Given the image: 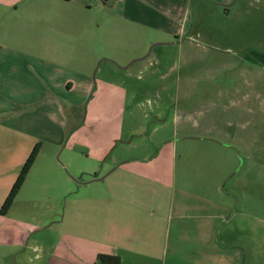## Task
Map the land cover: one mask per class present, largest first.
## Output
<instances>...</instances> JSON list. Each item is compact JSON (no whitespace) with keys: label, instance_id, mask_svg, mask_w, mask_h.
Segmentation results:
<instances>
[{"label":"rangeland","instance_id":"obj_1","mask_svg":"<svg viewBox=\"0 0 264 264\" xmlns=\"http://www.w3.org/2000/svg\"><path fill=\"white\" fill-rule=\"evenodd\" d=\"M36 1L37 12L33 16L47 12L46 18L50 20L55 14L68 21L76 7L80 13L70 21L81 22L79 31L69 23L61 22V28H53L40 21L16 29L11 20L5 21L1 16L0 47H19L16 51L3 48L0 59L12 56L13 62L16 58L23 60L22 65H46L41 55L56 49L58 64L66 63L72 69L70 75L76 69L88 72L91 85L81 89V102L73 107V114L69 111L68 130L61 144H52L54 136L45 141L40 164L53 161L58 167L62 165L60 175L50 165L28 175L11 214L20 216L27 210L36 217L43 212L33 221L48 220L50 231L57 232L69 199L90 189L85 190L83 184L106 175L103 163L108 167L118 157L125 158L124 151L126 155L154 154L171 140L177 145L179 176L185 162L201 161L207 172L211 169L216 174L213 179L222 182L224 192L232 193L235 199L240 197L239 205L234 200L236 215L218 228L219 241L244 247L248 259L252 254L258 259L263 257L264 0H170L171 5L169 0H136L155 9L156 15L154 11L146 15L143 5L124 9L129 0H71L69 4L61 2L70 0ZM185 14L189 16L183 20ZM165 16L171 21L170 28ZM147 18L154 27L135 21L146 23ZM29 33L31 38H24ZM23 41L28 55L21 54ZM38 42L43 47L41 52L36 49ZM160 42L164 43L159 45ZM46 46L50 48L46 50ZM5 68L11 70L12 64ZM28 70L35 73L34 69ZM28 72L19 75L27 79ZM100 78L115 85L114 91L100 90L98 98L89 105ZM29 82L32 80L22 81ZM119 82L127 87L121 114L117 106H109L115 101L119 103ZM19 92L25 93L22 88ZM22 108L26 113L29 110V117L35 120L43 110L46 115L43 102L33 101ZM9 119L8 114L0 112L1 188L11 180L13 170L23 162L28 149V141L22 142V137L13 133ZM3 133L11 134V138L2 137ZM11 139L20 140L19 144ZM217 142L237 150L232 152ZM101 152H109L112 158L99 161L97 155ZM248 162L256 164L247 169ZM224 170H232L233 175L224 180ZM18 172L15 171L16 177ZM114 177L115 174L109 180ZM96 183L92 182L102 185ZM88 192L90 196L91 189ZM37 195L44 198V203L28 208L26 201L37 199ZM250 213L252 218L247 216Z\"/></svg>","mask_w":264,"mask_h":264},{"label":"crops","instance_id":"obj_2","mask_svg":"<svg viewBox=\"0 0 264 264\" xmlns=\"http://www.w3.org/2000/svg\"><path fill=\"white\" fill-rule=\"evenodd\" d=\"M129 2L124 9H136L143 5L146 15H152V11L154 14L156 12L155 9L151 7L150 9L136 0ZM37 3L36 0H0V17H5V21L11 20L16 29L22 25L33 26L34 22L40 21L43 26L53 28L56 26L61 28L62 24L69 23L79 31L81 22L77 19L70 21L75 18L74 15L78 17L80 13L76 7H73L68 21L55 14L52 15L54 19L50 20L46 18L49 17L47 12H41L38 17L33 16L37 12ZM61 3L69 4L71 0ZM86 8L89 9L88 5ZM169 8L171 11V6ZM39 16L42 17V21ZM186 16L189 14H185L183 20ZM178 17L181 19L180 15ZM149 18L146 19L149 25L141 20L135 21L154 27ZM127 20L132 21L129 17ZM165 21L170 28V19L165 16ZM30 34L24 35V38H31ZM8 47L16 51L19 46L14 48L3 44L0 47V56L2 49ZM22 48L21 54L28 55L29 49L24 41ZM42 48L38 42L36 46L38 52H41ZM58 53L59 51L56 52L54 49L51 54L47 52L41 55V60H45L46 65L40 63L36 66L28 65L27 62L22 65L23 60L15 57L17 60L13 62L12 56H9V59H0V112L10 117L13 133L16 136L20 135L22 142L28 141L25 158L15 168L16 172L25 164L38 142L42 143L41 151L28 175L31 176L37 168L45 169L41 167L45 164H40L46 146L45 141L49 142L54 136L52 144L55 146L61 144L62 137L68 130L69 111L81 102L82 95L79 94L81 89L85 87L87 89L91 85L88 72L76 69L70 75L72 69H68L66 63L58 64L59 60L56 57ZM10 63L12 68L8 70L5 66ZM28 69H34L35 73L28 72L30 71ZM22 71L24 74L28 72L27 79H24V75H19ZM29 79L32 82L22 83L23 80L27 82ZM119 84V91L116 90L119 103L115 101L113 106H109L112 109L117 106V111L121 114L119 110H122L126 103L127 87L123 83ZM113 87L115 85L100 78L88 100L89 105L98 98L100 90L108 88L114 91ZM21 88L25 93L19 92ZM64 100L67 104L63 103ZM33 101L43 102V106L46 107V115L43 110L37 116V120L33 116L29 117L32 115L29 110H26L28 113L22 110L24 109L22 107L32 104ZM2 137L11 138V134L3 133ZM11 141L19 144L20 140ZM222 146L232 152L237 150L228 144ZM176 149L177 145L169 140L154 154L126 155L124 151L125 158L118 157L117 161L108 167L106 162L103 163L106 175L98 176L90 183L82 185L85 190L91 189L90 196L87 195L89 189L83 195L79 194L69 199V204L58 221L57 232L50 231L52 226L50 227L48 220L33 221L44 215L43 212L34 213L37 214L36 217L27 210L20 216L11 214L17 198L8 213H1V208L20 173L19 171L16 177L13 170L11 180L8 179V183L0 187V264H100L98 261L100 254L117 255L121 259V264H264V255L258 259L252 254L248 259L244 247L222 244L219 241L218 228L230 222L236 215L234 200L239 205L240 197L235 199L232 193L224 192L222 182H216L214 180L216 174L211 169L207 172L201 161L185 162L179 176L177 158L175 161ZM145 150L144 146V152ZM108 158H112L109 152L97 155L99 161L104 162ZM254 163H246L247 169H251L249 165L253 167ZM49 165L54 167L52 168L54 173L60 175L62 165L59 164L61 167H58L53 161ZM224 172V180L225 177L233 175L232 170ZM114 174L115 179L109 180ZM92 182L102 185H94ZM96 186L100 188H94ZM236 186L238 187L237 184ZM44 201L43 197L38 196L37 199L31 198L26 202L30 208L32 204L37 205ZM247 216L252 218V213Z\"/></svg>","mask_w":264,"mask_h":264},{"label":"trees","instance_id":"obj_3","mask_svg":"<svg viewBox=\"0 0 264 264\" xmlns=\"http://www.w3.org/2000/svg\"><path fill=\"white\" fill-rule=\"evenodd\" d=\"M105 1V0H103ZM42 143L38 142L35 147L33 148L31 154L29 155L27 161L23 165L22 169L20 170L19 176L13 185L8 197L6 198L3 207L1 209L2 214L8 213L10 208L15 202V199L22 188L26 177L28 176L32 166L34 165L40 151H41ZM98 261L100 264H121V259L117 255H110V254H100L98 256Z\"/></svg>","mask_w":264,"mask_h":264}]
</instances>
